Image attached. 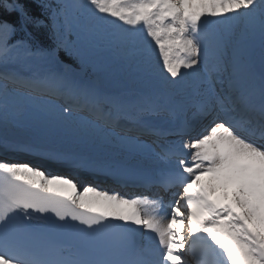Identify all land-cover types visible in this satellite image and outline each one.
I'll return each instance as SVG.
<instances>
[{
  "label": "snow or ice",
  "instance_id": "obj_1",
  "mask_svg": "<svg viewBox=\"0 0 264 264\" xmlns=\"http://www.w3.org/2000/svg\"><path fill=\"white\" fill-rule=\"evenodd\" d=\"M0 155V264H264V0H0Z\"/></svg>",
  "mask_w": 264,
  "mask_h": 264
},
{
  "label": "bare ground",
  "instance_id": "obj_2",
  "mask_svg": "<svg viewBox=\"0 0 264 264\" xmlns=\"http://www.w3.org/2000/svg\"><path fill=\"white\" fill-rule=\"evenodd\" d=\"M158 55V54H157ZM44 142H46V143H50V144H52L53 142H56L57 144H60L61 146H66L64 143H62L60 140H58V139H56V138H49V139H47V140H45ZM80 185V184H79ZM86 185H89V184H86ZM83 186H85V185H83ZM50 187H52V186H50ZM146 192L144 191V190H142L141 192H140V194H145Z\"/></svg>",
  "mask_w": 264,
  "mask_h": 264
}]
</instances>
